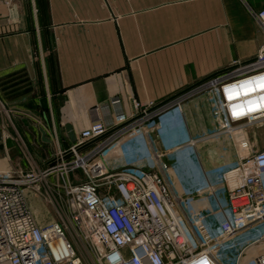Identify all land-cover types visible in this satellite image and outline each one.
Wrapping results in <instances>:
<instances>
[{"label":"built area","instance_id":"obj_1","mask_svg":"<svg viewBox=\"0 0 264 264\" xmlns=\"http://www.w3.org/2000/svg\"><path fill=\"white\" fill-rule=\"evenodd\" d=\"M253 15L264 30V8ZM209 91L219 128L192 136L182 105ZM3 112L0 101L2 149L10 158L6 140L12 139L26 168L0 169V264H84L88 254L99 264H264V148L243 139L238 149L249 152L202 179L192 159L198 142L221 139L236 147L234 134L264 124V41L250 60L165 101L134 100L130 113L96 116L44 168L26 155ZM167 120L176 125L168 133ZM156 137L160 149L183 155L192 190L175 187ZM27 189L50 202L58 196L67 222L37 223ZM223 191L226 206L206 200Z\"/></svg>","mask_w":264,"mask_h":264},{"label":"crops","instance_id":"obj_2","mask_svg":"<svg viewBox=\"0 0 264 264\" xmlns=\"http://www.w3.org/2000/svg\"><path fill=\"white\" fill-rule=\"evenodd\" d=\"M262 8L264 0H0V101L13 115L33 118L40 149L30 156L44 168L72 143L65 124L76 135L96 116L130 113L134 100L165 101L253 58L264 41L253 12ZM214 98L201 92L183 103L192 136L213 130ZM175 126L167 120L163 132ZM246 129L264 134V127ZM196 151L199 179L245 154L221 139L198 142ZM0 153V169L21 156L12 147L10 158ZM206 200L215 205L213 196Z\"/></svg>","mask_w":264,"mask_h":264},{"label":"rangeland","instance_id":"obj_3","mask_svg":"<svg viewBox=\"0 0 264 264\" xmlns=\"http://www.w3.org/2000/svg\"><path fill=\"white\" fill-rule=\"evenodd\" d=\"M4 105V104H3ZM5 106V105H4ZM6 107V106H5ZM6 109V108H5ZM7 112H3L1 117H3L4 123H7V129L14 132H18V134L21 136V139L25 145V153L26 155L30 156V154L37 155L39 153L38 149L39 146H34V142L32 140L33 137H38V130L35 124H33L32 119L30 116L24 115L22 117L13 115L12 112H8V109H6ZM213 119L215 121V125L213 129L219 128V125L217 123V118L213 114ZM264 127L263 125L258 126ZM254 128V127H253ZM2 130L0 129V135H1ZM234 140L237 144V149L239 146L243 145V139H246L249 143H253L256 148H264V134H249V135H241L239 133H236L233 135ZM157 139V146H158V152L162 155V160L164 161L166 168L169 170V172L175 176L176 181H178L179 187L181 188H188L190 185L188 179H189V172H188V164L184 160V157L181 153L174 152V153H168L164 151L162 148L160 149V137H156ZM230 140V139H228ZM242 142V143H241ZM246 142V144H249ZM254 149V148H251ZM45 155L43 157H46L49 155L48 152L43 150ZM242 152H249L250 147L242 148L239 150ZM2 154L0 153V157ZM52 159V157H51ZM50 159V160H51ZM193 162L199 163L200 160V155L194 156ZM3 164V162L0 161V166ZM25 161L24 159L20 156L17 158H14L13 161L11 162L10 165L7 164L8 168L15 169V168H24L25 166ZM188 166V167H187ZM187 167V169H186ZM210 174V173H209ZM214 175V173H213ZM212 176V175H211ZM24 196L25 199L30 207V210L32 211L35 219L37 220V223L39 224H47L51 221H57L60 222L61 220H64L67 222V212L65 210V207L63 206L61 200L57 197L52 198V202H50L47 198L44 196L33 192L32 190H24ZM218 202H221L222 204H225L226 206V201H227V196L224 193H218L216 197ZM84 264H99L96 259H94V256L87 255L85 260L83 261Z\"/></svg>","mask_w":264,"mask_h":264},{"label":"water","instance_id":"obj_4","mask_svg":"<svg viewBox=\"0 0 264 264\" xmlns=\"http://www.w3.org/2000/svg\"><path fill=\"white\" fill-rule=\"evenodd\" d=\"M202 81H204V80H202ZM202 81H200V82H202ZM194 85H196V84H194ZM60 99H61V97H60ZM60 104H61V102H60ZM39 129H40V132H41V138H42V140L49 141V139L46 138V136H45L44 129L42 127H40ZM65 129L67 131V134L69 136V139L73 142L75 140V135H74V132L72 130V126L67 123V124H65ZM13 145H14V142H13L12 139L9 138V139L6 140V146L7 147H12L13 148ZM1 147H2V145L0 144V148Z\"/></svg>","mask_w":264,"mask_h":264}]
</instances>
